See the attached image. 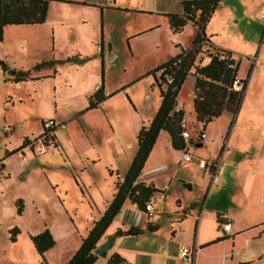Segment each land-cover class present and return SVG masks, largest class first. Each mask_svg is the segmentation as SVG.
<instances>
[{
  "label": "rangeland",
  "instance_id": "374dc122",
  "mask_svg": "<svg viewBox=\"0 0 264 264\" xmlns=\"http://www.w3.org/2000/svg\"><path fill=\"white\" fill-rule=\"evenodd\" d=\"M158 1L118 0L115 5L113 0L114 9L118 8V11H107L105 24L110 44L115 47L113 53L118 56L110 67H106L107 87L112 97L100 108L87 113L85 110L90 97L87 95L95 84L102 83L100 54L98 53L100 61L94 62V67L78 72H68L64 68L56 81L46 79L18 84L6 82L14 77L8 74L11 70L16 71L17 75L21 68L27 71L36 68L37 63L42 65L41 63L47 62L44 54L36 49H29L27 43L24 54H17L22 51L17 48L16 41L35 40L38 36L36 30L23 26L24 29L10 27L5 31L4 40L0 42V60L9 69L5 72L0 67V160L7 156V150L19 143L22 145L25 136H29L33 148L31 152L26 150L25 163L30 162L29 169L33 170L29 184L23 187L18 176L19 165L23 163L21 154L16 153L8 158L10 179L8 181L5 179L7 176H4L0 181V184H5L4 189L0 186V192H3L0 195V204L3 205L0 207V264L28 263V246L31 243L28 235H36L46 229L56 232V245L48 255L50 261L52 264L60 263L65 253L80 245L81 237L85 234L90 214L87 201L96 200L100 206L111 201L114 186L120 181V174L125 175L128 171L132 153L138 147L135 143L136 120L142 118L145 120L144 125H149L148 119L156 111L159 89L155 86V78L147 76L148 73L179 56L182 50L189 49L198 32L193 23L189 22L182 33L170 34L169 24L165 22L164 26L161 17L154 13L155 3ZM237 1L220 0V9H217L209 24L208 34H213L211 37L214 41L228 43L233 40L228 39V33L235 30L248 38L261 41L264 29L258 22L260 8L251 12L256 21L241 25L240 30V25L230 22L221 30V17L226 16L229 11L237 16L241 15L242 8ZM176 3V9H181L182 0H176ZM60 6L62 5H54L49 14L55 17ZM123 7H128V11L122 12L125 11ZM164 29H168L167 34ZM89 30L93 32L95 29L89 26ZM99 30L100 27L95 32L98 33ZM216 32L220 37H215ZM45 41L48 43V38ZM79 44L81 46L82 42ZM107 45L108 43L105 44L106 62ZM70 47L75 49L74 46ZM261 47V42H258L257 49L260 50ZM208 51L205 49L201 53L205 56ZM70 62L73 61H66L65 64ZM53 64L52 62L47 66ZM49 68L45 72H36L35 75L53 73V69ZM160 74L161 72L157 73L159 82ZM193 79V76L187 78L178 98L184 105L189 120L195 123L191 98ZM257 86L260 89V85ZM165 88L164 85L163 89ZM49 120L55 122L56 147L48 148L46 154H38V157L36 150L40 148L38 138L43 132L42 122ZM221 130L222 122L214 125L206 134L211 139L215 132L220 133ZM161 136H165V133ZM160 140L162 141L161 138ZM161 147L159 145L155 155L148 158L141 181L160 186L159 189L168 186L172 192H188L179 180L186 179L188 174L187 171H181L180 167L184 164H178L181 159L179 154L169 152L170 168L155 170L154 165L162 162V157L167 152ZM218 149L216 144H205L204 147L191 150H196L194 154L198 159H211ZM84 192L87 193L86 196ZM189 194L188 192V196ZM19 198L24 200L22 216L18 215L16 207V200ZM218 203L220 208L225 207L221 200ZM156 209L159 210V205ZM164 210L167 211L162 203L160 215L163 225L169 219ZM14 227L22 231L23 240L19 245L12 244L10 240V230ZM27 237L30 243L26 241ZM41 261L39 258L38 264H42Z\"/></svg>",
  "mask_w": 264,
  "mask_h": 264
},
{
  "label": "crops",
  "instance_id": "0c3cea01",
  "mask_svg": "<svg viewBox=\"0 0 264 264\" xmlns=\"http://www.w3.org/2000/svg\"><path fill=\"white\" fill-rule=\"evenodd\" d=\"M117 2L118 0H114L115 5H117ZM237 2H239V7L242 8L241 15L237 16L229 11L226 16L221 17L223 23H221V30L230 22L240 25L238 27L240 30L241 25H246L249 21H256L251 13L252 10H255V8H260V11L264 9V0H238ZM114 3L113 0H63V2H51L49 12H52V7L54 5L58 4L62 6L58 8L59 10L55 17L48 12V17L44 24L6 27L5 31L10 27L24 29L23 26L36 30L38 36L35 40L21 41V39H19V42L16 41L17 48L19 47L22 51L17 54H24L25 49L28 47L25 45L27 43L29 44V49H36L39 53L45 55L44 60H46L47 64L54 63L49 66L45 63L39 71H34L35 68L27 70L32 71V78H34V80L28 81L46 79H53L56 81L64 68L68 72L85 71L90 67H94V62L100 61L98 58L99 53L102 58V83L95 84L91 89L92 92L90 91L91 93L89 92L87 96H90V99L100 86H103V92L106 96L112 95L107 87L106 67H110V64L116 61L118 56L113 53L115 47L111 44L112 60L109 63L106 62L105 44H110L111 39L108 38L109 32H107L105 24H107V11H118V8L114 9ZM176 5V0H159L155 3L154 13L161 17L162 21H164L162 22L164 26L165 22L169 24L168 15L183 14V6L178 10L176 9ZM123 8H125V11L122 12L128 11V7ZM218 9L220 8L218 7ZM149 12H152V10L149 9ZM214 14L207 24L205 30V45L202 46V50L220 48L230 52L232 58L237 60L238 76L246 81L245 90L238 112L233 114L225 110L222 116L210 123L205 130L206 134L214 125L222 122V130L220 133L215 132L211 139L206 134V139L203 142L190 145L186 148L195 156L196 150H191L192 148L198 149L204 147L205 144H211L213 146L216 144L219 151H216L215 156L211 159L203 160H220L222 163L221 175L217 178L215 185L211 186L209 173L198 166L197 160L192 162L184 161L183 150H175L172 147L170 135L162 131L149 159L155 155L159 145L162 146L161 149L164 147L167 152L164 157H162V162L158 165H154L155 170L161 171V169L164 170L166 167L168 169L170 168L168 165V163H170L169 152H172L171 154H179V158L181 159H179L180 161H178V164H184L180 167L181 171L188 172V174H186V179L179 180L182 183V187L190 193L189 196L188 192H183L181 190L172 192V189L168 186L159 189L160 186L158 187L155 184L148 185L141 181L142 176H140L136 184H144L146 187L153 186L158 191L161 190L160 192H165L166 198L156 203L155 209L156 206L159 205V210L156 209L155 215L151 218L143 213L144 207H140L137 203L128 199L120 214L114 219L106 237L101 242L103 243L108 238L116 236L114 248L109 252L107 259L103 260L98 258L95 264H106L108 258L115 253L130 264H187L180 257V250L182 247H195L197 249L193 257V264H264V110H262L264 107V32L260 38L261 41L248 38L240 31L236 32L235 30L228 33V39H233L232 41H228V43L226 41L221 43L214 41L211 37L213 34L210 35L207 32ZM199 15L200 11L197 12L196 18H198ZM258 22L260 27L264 29L260 21ZM191 23L198 29V26L195 25L194 22ZM163 25L159 26L163 27ZM89 26H93L95 30L100 27V30L98 33L95 32V30L91 32ZM169 30L170 34L178 35L173 33L171 28H169ZM165 33H168V29L165 30ZM214 35L215 37H220L217 32ZM37 38H41L42 40ZM47 38L48 43L45 41ZM129 40L130 39H128V41ZM79 42H82L81 46ZM258 42L262 44L260 50L257 49ZM93 44L96 45L94 46ZM70 46H74L75 49L72 50ZM66 50L69 51V53ZM71 52H73V54H71ZM203 57L204 55L202 53L198 55L197 59L199 58V61L198 63L196 62V65L201 66L200 60H203ZM65 60L67 62H73L66 65ZM37 65H39V63H37ZM49 67L53 69V73L50 74L46 72L41 76L35 75L36 72H45L49 70ZM20 70L21 71H18V73L26 72L22 68ZM189 76L192 75L190 74ZM193 80L191 98L194 104V99L196 97L195 77ZM258 84L260 85V89L257 86ZM91 94L93 95L91 96ZM104 102L98 108L103 106ZM160 105L161 96L159 89L156 111H154V115L148 119L149 122H151L155 116ZM177 107L184 112V117L191 124L193 135L203 131L201 125L197 123V120L195 123L189 120L184 105L179 102V98H177ZM194 119H196V113ZM144 124L145 120L142 118L136 120L135 125L137 133L135 143H137V134L140 129L143 126H148ZM162 133H165V136H161ZM25 139L30 140V137L25 136L23 143ZM21 146V143L14 145L13 149L7 150V156L0 160V181L4 176H7L5 179L9 181L11 175L8 173V158L14 155H10V153L19 149ZM131 146L132 144L130 147ZM137 150L138 147L137 149L135 148L132 153L129 167ZM195 159L198 158L195 156ZM29 163L30 162H21L19 165L18 176L23 183V187H27L29 184L28 181L30 180L33 170L29 169V167H31ZM1 164H3L4 167H2ZM43 164L44 163H42V165ZM116 173L120 174L118 171H116ZM123 176L124 175L120 174L119 178L121 181H123ZM169 185H171V182ZM0 186L4 189L5 184H0ZM165 188L167 189L162 190ZM175 189L177 190L178 188ZM114 193L115 186L111 201L113 200ZM2 194L3 192H0V195ZM83 194L84 196L87 195L85 192ZM19 200L24 201L22 198H19L16 200V203ZM220 200L225 207L220 208L221 205L218 203ZM111 201L106 202L104 206H100L99 203L93 199L87 201V207L90 212L88 216L89 221L88 227L85 229V234L81 237V240L87 236L94 222L102 217ZM162 203L165 204L167 211H164L169 216V219L167 218L168 222L165 225L161 223L160 213ZM1 206L3 205L0 204V207ZM228 220L232 222V227L231 234L227 236L223 232L222 227L223 223ZM149 227L151 230H149ZM132 229L140 230L142 233L135 236L116 235L118 231L128 232ZM49 230L55 239L56 232L51 229ZM42 232L43 231L38 234ZM21 234L22 231L17 236L16 242H12V244H20L21 240H23ZM28 236L31 240V237L35 235L30 234ZM26 241H29L28 237ZM29 245V262L24 264H38L39 258L43 261H41L42 264H52L48 256L52 249L41 257L37 253L32 241ZM79 247L80 245L74 247L73 251L65 253L58 264H67L78 251Z\"/></svg>",
  "mask_w": 264,
  "mask_h": 264
},
{
  "label": "trees",
  "instance_id": "16d2710c",
  "mask_svg": "<svg viewBox=\"0 0 264 264\" xmlns=\"http://www.w3.org/2000/svg\"><path fill=\"white\" fill-rule=\"evenodd\" d=\"M51 2H63V0H0V42H3L5 28L8 26L44 24L48 17ZM219 3L220 0H182L183 14L168 15L170 28L173 33H182L189 22H194L198 26V32L192 41L190 49L182 50L179 56L148 73L147 76L152 75L156 79V86L160 89L161 105L149 125L143 126L138 132V150L128 171L123 176V181L120 180L115 184L113 200L102 217L94 222L87 236L81 240L78 251L67 264H95L98 261V257L93 251L106 237L110 226L120 214L126 201L129 199L140 207L145 208L150 197L160 192L153 186L146 187L144 184H136V182L141 176L162 131L170 135L172 147L175 150L184 151L187 147L184 140L180 137L181 131L179 128V122L184 116V112L181 111L177 114L175 109L177 108L178 95L190 74L195 77L196 97L194 99V110L196 120L204 130L215 119L220 118L225 110L233 114L238 112L242 103L246 81L244 80V89L241 93L229 91L234 80V75L238 72V67L235 72L229 68V61H220L213 53L210 54L212 59L207 65H196L197 57L202 52V46L205 45L207 24L218 9ZM198 11H200V15L196 18ZM220 50L225 51L230 58L232 57L230 52L223 49ZM178 61H181L180 64H177ZM43 65L45 63L38 65L34 71H39ZM0 67L5 72L8 70L5 62L1 60ZM159 72H161V82L156 77ZM168 74L173 80L171 84L165 79V76ZM101 76L103 77V73ZM28 80H34L32 78V71L19 72L7 81L21 83ZM164 85L166 86L165 89H163ZM110 97L112 95L106 96L103 92V86H100L97 92L89 99V105L85 112L97 109ZM44 123L45 121L42 122L43 132L39 138L46 137L47 132L55 133V128L46 130ZM30 143L31 140L25 139L22 146L10 153V155L26 153V150H29L28 145ZM36 155L39 157L37 153ZM25 162L23 161V163ZM1 166L4 167L3 164ZM16 207L18 215H22L23 201H17ZM149 230H151L150 227ZM20 233L21 231L18 227L13 228L10 232L11 242L15 243ZM141 233L140 230L132 229L128 232L118 231L116 235L135 236ZM31 241L41 257L56 245L55 239L49 229L32 236ZM106 264L130 263L115 253L108 258Z\"/></svg>",
  "mask_w": 264,
  "mask_h": 264
},
{
  "label": "built area",
  "instance_id": "2783aa9c",
  "mask_svg": "<svg viewBox=\"0 0 264 264\" xmlns=\"http://www.w3.org/2000/svg\"><path fill=\"white\" fill-rule=\"evenodd\" d=\"M259 19H260L261 24L264 26V9L260 11ZM208 50L209 51L207 55H205L202 60L203 65H207L211 61L212 58L210 54L213 53L214 55H216V57L220 61H225V62L229 61L230 62L229 68L236 72V69H237L236 61L237 60L233 59L232 57L230 58L225 51H222L219 48H211ZM180 62L181 61H178L177 64H180ZM165 79L168 81L169 84H171L173 81L169 74L165 76ZM243 89H244V80L240 78L238 74L236 73L234 75V80L232 82L231 87L229 88V91L241 93ZM181 111L182 110L178 107L175 109V112L177 114H179ZM44 127L46 130L54 129L55 122L52 120H49L44 123ZM191 127H192L191 124L183 116L179 122V128L181 131L180 137L184 140L187 147L193 144H200L206 139V134H205L204 129L203 131L197 133L196 135H193L191 131ZM38 140L40 141V148L36 150V153L39 155L46 154L48 148L56 147L55 133L47 132L46 137L38 138ZM28 148L31 151L33 148V145L29 144ZM21 158H22V161L25 162L27 158V154L21 153ZM183 159L186 162H192L194 160H197L198 166L201 169L209 173L210 178H211V186L215 185L217 178L221 175V172H222V163L220 160L219 161L218 160L217 161H210V160L207 161L203 159H195V156L189 152L188 148H186L183 151ZM165 198H166L165 192H158V193L153 194V196H151L149 201L146 203L143 213L146 214L149 218L153 217L156 213V209H155L156 203L159 202L160 200H164ZM231 227H232L231 221H227L223 223L222 229L225 235L228 236L231 234ZM196 250L197 249L195 247H182L180 250L181 259L187 264H193V261H194L193 257L195 255Z\"/></svg>",
  "mask_w": 264,
  "mask_h": 264
},
{
  "label": "water",
  "instance_id": "95a60500",
  "mask_svg": "<svg viewBox=\"0 0 264 264\" xmlns=\"http://www.w3.org/2000/svg\"><path fill=\"white\" fill-rule=\"evenodd\" d=\"M108 63L112 60V45H107ZM11 76H15L16 71H9ZM116 236L108 238L106 241L97 246L93 253L100 259H107L109 252L114 248Z\"/></svg>",
  "mask_w": 264,
  "mask_h": 264
},
{
  "label": "clouds",
  "instance_id": "9594fccd",
  "mask_svg": "<svg viewBox=\"0 0 264 264\" xmlns=\"http://www.w3.org/2000/svg\"><path fill=\"white\" fill-rule=\"evenodd\" d=\"M200 61L202 62V60H200ZM201 62H200V63H201ZM201 65H203V64H201Z\"/></svg>",
  "mask_w": 264,
  "mask_h": 264
}]
</instances>
